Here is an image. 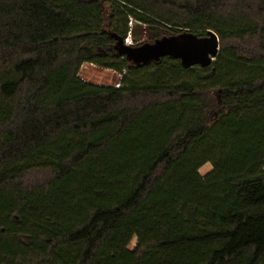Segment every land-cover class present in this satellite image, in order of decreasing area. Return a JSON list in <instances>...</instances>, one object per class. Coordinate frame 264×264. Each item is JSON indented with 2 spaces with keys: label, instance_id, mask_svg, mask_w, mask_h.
Returning a JSON list of instances; mask_svg holds the SVG:
<instances>
[{
  "label": "trees",
  "instance_id": "trees-1",
  "mask_svg": "<svg viewBox=\"0 0 264 264\" xmlns=\"http://www.w3.org/2000/svg\"><path fill=\"white\" fill-rule=\"evenodd\" d=\"M0 264H264V0H0Z\"/></svg>",
  "mask_w": 264,
  "mask_h": 264
},
{
  "label": "water",
  "instance_id": "water-1",
  "mask_svg": "<svg viewBox=\"0 0 264 264\" xmlns=\"http://www.w3.org/2000/svg\"><path fill=\"white\" fill-rule=\"evenodd\" d=\"M120 48L123 54L136 62H148L171 56L180 59L185 66L207 67L219 53L220 40L212 31L207 36L186 32L165 36L153 43H144L137 47L121 42Z\"/></svg>",
  "mask_w": 264,
  "mask_h": 264
},
{
  "label": "rangeland",
  "instance_id": "rangeland-1",
  "mask_svg": "<svg viewBox=\"0 0 264 264\" xmlns=\"http://www.w3.org/2000/svg\"><path fill=\"white\" fill-rule=\"evenodd\" d=\"M131 25L132 27L135 26L134 32L128 35V39L129 42H131V45L140 46L144 43H148L149 33L147 32L145 27L141 25L136 26L135 22ZM80 76L88 82L101 85H113L118 87L120 86L123 74H120L112 69L101 67L97 64L86 63L82 66L80 70ZM210 169L211 165L206 164L200 169V172L202 174H206L208 171H210ZM135 244L136 240L134 239L131 242L130 247L133 248Z\"/></svg>",
  "mask_w": 264,
  "mask_h": 264
},
{
  "label": "built area",
  "instance_id": "built-area-1",
  "mask_svg": "<svg viewBox=\"0 0 264 264\" xmlns=\"http://www.w3.org/2000/svg\"><path fill=\"white\" fill-rule=\"evenodd\" d=\"M129 34H131V33H129ZM129 34H128V35H129ZM128 38H129L128 36L125 38L124 43H125L126 45H130V46H131V42H129V39H128Z\"/></svg>",
  "mask_w": 264,
  "mask_h": 264
}]
</instances>
